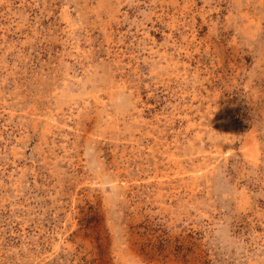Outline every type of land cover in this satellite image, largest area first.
<instances>
[{"label": "rangeland", "instance_id": "obj_1", "mask_svg": "<svg viewBox=\"0 0 264 264\" xmlns=\"http://www.w3.org/2000/svg\"><path fill=\"white\" fill-rule=\"evenodd\" d=\"M0 264H264V0H0Z\"/></svg>", "mask_w": 264, "mask_h": 264}]
</instances>
